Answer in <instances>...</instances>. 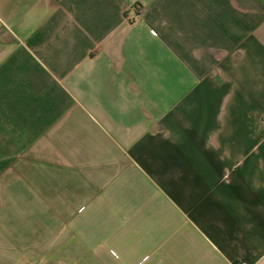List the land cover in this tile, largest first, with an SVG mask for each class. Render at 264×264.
<instances>
[{
  "label": "crops",
  "instance_id": "0c3cea01",
  "mask_svg": "<svg viewBox=\"0 0 264 264\" xmlns=\"http://www.w3.org/2000/svg\"><path fill=\"white\" fill-rule=\"evenodd\" d=\"M264 264V0H0V264Z\"/></svg>",
  "mask_w": 264,
  "mask_h": 264
},
{
  "label": "built area",
  "instance_id": "2783aa9c",
  "mask_svg": "<svg viewBox=\"0 0 264 264\" xmlns=\"http://www.w3.org/2000/svg\"><path fill=\"white\" fill-rule=\"evenodd\" d=\"M236 264H247L246 262H237Z\"/></svg>",
  "mask_w": 264,
  "mask_h": 264
}]
</instances>
